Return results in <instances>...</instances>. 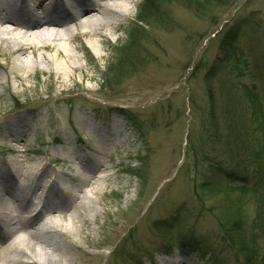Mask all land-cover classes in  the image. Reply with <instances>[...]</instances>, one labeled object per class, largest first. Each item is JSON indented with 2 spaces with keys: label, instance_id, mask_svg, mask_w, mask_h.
Masks as SVG:
<instances>
[{
  "label": "rangeland",
  "instance_id": "1",
  "mask_svg": "<svg viewBox=\"0 0 264 264\" xmlns=\"http://www.w3.org/2000/svg\"><path fill=\"white\" fill-rule=\"evenodd\" d=\"M132 1L127 18L105 28L111 37L100 55L77 50L94 95L71 85L51 99L41 71L17 98L1 81L0 176L7 161L15 190L34 178L29 199L43 191L41 218L55 213L78 226L82 251L73 252V264H245L226 235L221 243V222L227 227L238 213L248 226L255 212L249 195L225 193L224 184L228 169L246 172L235 159L236 132L246 130L243 82L255 84L264 110V0ZM155 11L157 18L138 24ZM229 30L245 54L244 76L229 70ZM52 180L65 190L58 198L45 189ZM190 239L214 251L179 247ZM257 253L264 264V233Z\"/></svg>",
  "mask_w": 264,
  "mask_h": 264
},
{
  "label": "bare ground",
  "instance_id": "2",
  "mask_svg": "<svg viewBox=\"0 0 264 264\" xmlns=\"http://www.w3.org/2000/svg\"><path fill=\"white\" fill-rule=\"evenodd\" d=\"M132 2L0 0V70L4 72L0 83L4 80L10 95L17 98L30 87V75L41 71L48 74V83L53 87L51 99L69 93L71 85L94 95L95 91L84 82L94 76L80 63L77 50L87 47L100 55L99 44L111 37L110 30L105 28L115 30L127 18ZM2 170L0 264H73V252L82 251L78 226L55 213L43 220L40 205L45 198L43 191L36 194L37 202L29 199L36 187L35 179L25 176L18 183L19 190H15V178L7 161ZM101 178L103 183L105 176ZM57 187L52 180L45 189L49 192L55 189L53 196L58 198L65 190ZM33 220L36 222L31 225ZM177 261L190 263L183 258Z\"/></svg>",
  "mask_w": 264,
  "mask_h": 264
},
{
  "label": "trees",
  "instance_id": "3",
  "mask_svg": "<svg viewBox=\"0 0 264 264\" xmlns=\"http://www.w3.org/2000/svg\"><path fill=\"white\" fill-rule=\"evenodd\" d=\"M152 9L149 7L147 12L152 11ZM148 16L157 18L156 11L155 14L154 12L150 15L142 14V18L137 20L138 24L145 23L144 18L146 19ZM223 44L225 55H228L227 57L231 61L234 59L231 62L232 66L230 65V73L237 76H244L248 72L245 67H249L244 57L245 54L241 46L238 45L236 33L229 30ZM125 49L126 47L120 49L117 55L119 54L122 58V52ZM229 59H227L228 62L230 61ZM250 75V77H254L252 74ZM254 85L253 83L251 86H248L243 82L239 86L243 100V102L239 101L241 110L245 106L247 113L245 119H242V121H246V130L240 132L237 130L235 135L237 143L240 144L237 150H235V159L241 162L240 165L246 168V172L244 173L248 175H244V173L232 168L228 169L229 173L226 174L228 177L224 184L225 191H223L228 194L239 193L242 196L249 195L256 202L255 212L248 226H245L242 220V214L238 213L231 216V221L226 222L227 227L221 222V225L224 226L222 227L224 236L221 238V243L227 242L226 235L229 241L236 245L235 248L243 254L245 264H257V241L260 235L264 233V110ZM117 111L131 123L136 132L141 131V127L136 119L129 112L122 109H117ZM221 170L224 171L226 169L221 168ZM208 185L205 182L201 184L202 187H207ZM180 244L179 247L181 249H189L192 252L201 251L202 254H205L206 252L212 253L214 251V249L210 248L205 249L204 247L206 245H199L200 243L193 239L189 241L181 240Z\"/></svg>",
  "mask_w": 264,
  "mask_h": 264
}]
</instances>
